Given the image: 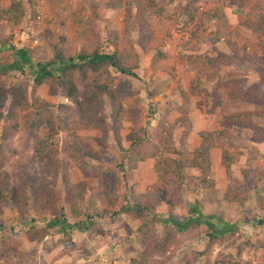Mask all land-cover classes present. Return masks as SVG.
<instances>
[{
  "label": "rangeland",
  "instance_id": "rangeland-1",
  "mask_svg": "<svg viewBox=\"0 0 264 264\" xmlns=\"http://www.w3.org/2000/svg\"><path fill=\"white\" fill-rule=\"evenodd\" d=\"M22 1L25 12L18 22L2 11L8 9L11 1L0 0V64L19 59L10 45L16 48L27 47L33 64L46 60L53 56V44H58L62 40V35L67 36V41L65 40L66 43L61 44L62 46L67 44L72 48L88 50V42L92 37L100 35L104 45L110 47L108 39L112 37L110 33L118 30L121 37V31L128 25L139 53V67L136 68L139 77L112 70L108 79L112 86L118 89L124 81H130L131 89L135 94L125 96L116 102H112V98L107 93L103 94V106H100V112L109 126V135L105 136L101 128L85 127L80 123L87 115L84 108L79 106L80 103L85 102L82 94L70 97L59 91L53 93L49 83L35 87L33 69L29 64H25L23 70H12L6 75L5 79L12 88L26 86L30 104L33 106L47 104L44 106L48 109L45 110V114L52 117L55 128L58 129V134L54 138L60 144L69 133L76 132L85 143L111 160L100 162L97 170H92L95 162L90 161L89 173L85 176L80 168L72 165L70 161L72 182L85 179L88 183L86 197L79 202L82 210L79 216L73 215L65 201L62 173L57 179L50 177L61 193L60 204L64 206L70 223L85 220L88 215L92 216L90 225L85 230L74 227L63 232L59 231L58 227H49L50 234L42 240H31L28 235L29 225L22 221L19 211L11 204L4 205L0 210V248L6 238L17 239L20 244L10 258L0 257V264H132L133 259H142L151 262L150 264H186L184 256L187 253L205 249L207 242L205 235L188 238L178 248L166 244L167 247H162L151 258H146L143 255L146 244L140 238L139 231L141 219L129 217L124 213L113 215L127 201L133 202L134 194L145 192L150 184L158 181L155 158L140 161L133 170H122L119 167L118 163L123 153L119 139L127 148L130 145L127 136L131 129L138 125L130 115L120 118L118 139L113 127V105L121 102L122 106L128 109L137 102L140 111L137 119L149 132L157 129L162 121H168L170 124L176 122L182 115L180 88L188 92L191 82L199 75L198 70L191 66L183 55L211 50L210 42L198 43V39L193 37L190 39V34L182 33L170 26L172 35L165 39L163 47L166 57L160 58L153 67V56L156 51H145L139 45V41L145 34L163 37L164 31L158 21L151 20L141 3L132 7L129 4L130 0ZM209 1L165 0L162 3L170 12L178 13L187 3L195 2L204 6ZM222 2L231 28L240 31L248 38L249 52L261 56L263 64L237 59L232 64L222 65L225 78L218 82H207L202 76L204 92L199 96H190L188 114L193 124L192 131L187 137L185 148H181L186 153V157L192 156L193 150L201 141L199 130L217 129L224 114L242 111L259 112L254 116V122L258 128L264 127V102L233 99L229 95L231 87L223 83L230 78L239 77L249 83L260 81L264 83V34L245 24V14L239 0H222ZM67 11H82V18L68 20L62 25L61 19L66 18ZM26 31L29 32V37ZM218 47L228 51L223 40ZM72 48L69 50H74ZM215 89L222 95V100L212 110L209 102L211 95H208V92L212 93ZM11 101L12 97L8 96L0 104L3 117L8 114ZM4 122L5 119H2L0 130ZM43 127L47 129L46 125ZM27 129L20 125L14 132L8 144L10 151L6 152V157L0 164V170L5 172L3 176L9 178L10 185L18 182L28 183L31 177L40 176L39 164L34 155V141L30 138L33 136V129ZM42 132L44 131L41 128L39 134ZM35 134H38L37 131ZM181 137H183L182 133L176 137L178 147L181 146ZM260 137L261 135L254 128L237 130L236 142L240 146L241 159L233 166V174L239 176L241 170L248 167L252 169L258 180L255 186H251L250 199L247 203L240 205L225 200L228 175L221 164V151L215 148L212 151V177L216 181L215 187H199L193 181L180 190L164 186L163 200L155 207L160 217L177 218L178 221L198 217L200 215L198 209L206 216L211 214L218 216L223 213L228 219L224 222L229 221L237 227L236 234L230 237L233 243L229 239L230 241L214 247L213 262L216 255L223 251L237 257L244 264H264V210L259 206V196L264 197V141L260 140L262 138ZM61 157L67 158L65 154ZM107 168L116 169L121 181L115 204L108 202L106 194L108 185L103 172ZM193 172L197 173L196 170ZM172 200L177 202V207L172 205ZM31 216L36 217L37 220L30 221ZM28 221L40 228L47 226L49 219L33 212ZM155 228L158 230V242L165 244L164 239L167 237L169 226L158 222ZM195 233H198V230ZM239 245L244 248L240 256H238ZM196 264H207L206 256H202Z\"/></svg>",
  "mask_w": 264,
  "mask_h": 264
},
{
  "label": "trees",
  "instance_id": "trees-1",
  "mask_svg": "<svg viewBox=\"0 0 264 264\" xmlns=\"http://www.w3.org/2000/svg\"><path fill=\"white\" fill-rule=\"evenodd\" d=\"M8 9L2 10L4 14L16 21H20L25 12L22 0H10ZM165 0H130L129 4L138 6L139 3L149 13L151 20L158 21L162 26L164 36L156 34H145L141 36L139 45L145 51L155 50L153 56L154 66L158 60L166 57L163 47L165 39L170 38L172 31L170 26L182 33L190 34L191 38L198 39V43L210 42L212 49L203 52L189 53L183 55L185 60L195 67L199 75L193 79L189 91L180 88L182 105L180 107L181 116L176 122L170 124L162 121L152 132H149L138 118L140 113L137 102L130 108H124L122 103L113 105V127L119 139L120 122L119 119L130 115L137 123L136 128H132L127 139L130 145L126 148L119 139L122 156L118 163L119 167L133 170L138 163L147 158H155V167L158 181L150 184L143 193L133 195V202L127 201L113 215L126 214L129 217L141 219L139 227L140 238L145 242L144 256L151 258L152 255L162 247L173 245L179 247L188 238L201 235L207 237L206 247L203 250H195L184 256L186 264H196L202 257L206 256L207 264H244L237 257L226 252H220L212 261L213 250L216 245L228 241L235 233V225L229 223L223 213L220 215H204L198 209L200 215L186 221L171 217H160L155 207L158 206L164 197V186L173 187L180 190L188 184L196 182L197 186L203 188H213L216 181L212 177V151L215 148L221 151V164L225 167L228 175V185L224 193L225 200L244 205L250 199L251 186L257 184V176L250 168H243L238 175L233 174V166L241 159L240 146L236 142L237 130L240 128H254L261 135L264 141V127L258 128L254 122V116L259 112L242 111L224 114L219 127L215 130L202 128L199 130L201 141L192 152V156L186 157V153L181 148H185L186 140L192 131V122L189 117L190 96H199L204 92L202 87V76L207 82H218L222 80V65L232 64L237 59L249 61L255 64H263L261 56L250 53L248 50V38L240 31L232 29L224 9L222 0H210L204 6L190 2L178 13L170 12L162 3ZM245 14V24L264 34V0H239ZM58 14H61L58 12ZM65 19H61L62 25L68 20H80L82 11H67ZM115 30L110 33V47L104 45L100 35L92 37L88 42V50H79L65 44L67 36L62 35V40L58 44H53V56L46 60L31 62L28 55V48L11 47L19 59L11 63L0 64V104L8 96L12 97L8 114L3 117L0 111V122L5 119V124L0 132V164L6 157V152L10 151L8 146L10 138L14 132L22 125V128L33 129L34 155L39 164L40 176L31 177L29 182H18L10 185L9 178L4 177L5 172L0 170V210L4 205L11 204L20 214L22 221L28 223V235L31 240L40 241L50 234L49 227H58L59 231L65 232L68 228L87 229L92 216L87 219L70 223L66 216L64 206L60 204L61 193L57 190L51 178L62 179L64 197L66 203L74 216L82 214L80 200L86 197L88 183L85 179L72 182L70 169L72 165L80 168L85 176L89 173L88 164L94 161L92 170H97L100 162L111 160L108 156L99 154L92 146L85 143L76 133L71 132L61 144L54 137L58 134L55 123L50 115L45 114L46 103L33 106L28 102L26 86L11 87L5 79L12 70H23L25 64H29L33 69L34 85L38 87L44 83L51 85L54 93L58 91L73 97L82 94L84 103L79 106L86 111V119L81 121L85 127H99L104 135H109L108 123L101 115L103 106V94L107 93L112 102L121 100L125 96H134L131 89V82L124 83L117 89L113 87L110 80L112 70L127 75L139 77L136 68L139 67V53L132 39V30L127 27L121 31ZM66 35V34H64ZM223 40L228 51L221 50L218 45ZM120 41V42H119ZM5 44L4 47H6ZM66 47V48H65ZM72 48L74 50H69ZM68 50V51H67ZM230 86V97L244 102H264V83H249L243 78H230L224 81ZM209 102L210 109L215 107L222 100V95L216 89L211 93ZM80 101V100H79ZM78 101V102H79ZM47 105V104H46ZM83 122V123H82ZM88 123V124H87ZM46 125L47 129L43 126ZM64 128V126H62ZM44 132L39 134V130ZM28 130V129H27ZM181 130V131H180ZM37 131L38 134H35ZM182 133L180 138L181 146H177L176 137ZM185 150V149H184ZM67 157L63 159L61 156ZM72 163L70 165L69 163ZM196 170L195 174L193 171ZM51 177V178H50ZM103 177L107 182L106 192L108 202L115 204L120 191V177L116 169L107 168L103 172ZM172 205L177 207V202L172 200ZM259 206L264 210V197L259 196ZM41 214L49 219L47 226L37 227L28 221L32 213ZM30 221H36V217L31 216ZM216 219L218 221L216 222ZM263 221V220H261ZM162 222L169 226L165 244L158 242V230L156 223ZM206 226V227H204ZM171 227V228H170ZM198 230V233H195ZM231 240V239H230ZM229 240V241H230ZM231 243L233 241L231 240ZM20 242L14 238H6L0 248V257L10 258L19 247ZM167 244V245H166ZM243 246H238V256L243 252ZM145 260L133 259L132 264H150ZM246 264V263H245Z\"/></svg>",
  "mask_w": 264,
  "mask_h": 264
},
{
  "label": "built area",
  "instance_id": "built-area-1",
  "mask_svg": "<svg viewBox=\"0 0 264 264\" xmlns=\"http://www.w3.org/2000/svg\"><path fill=\"white\" fill-rule=\"evenodd\" d=\"M26 33H27V37H29V36H30V35H29V32L26 31Z\"/></svg>",
  "mask_w": 264,
  "mask_h": 264
}]
</instances>
